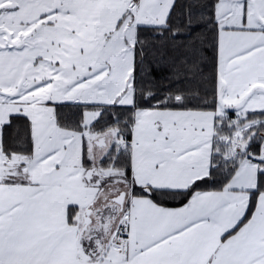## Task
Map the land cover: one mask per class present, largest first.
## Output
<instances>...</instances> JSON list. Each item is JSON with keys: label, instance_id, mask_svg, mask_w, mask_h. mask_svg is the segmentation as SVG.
Returning a JSON list of instances; mask_svg holds the SVG:
<instances>
[{"label": "snow or ice", "instance_id": "snow-or-ice-1", "mask_svg": "<svg viewBox=\"0 0 264 264\" xmlns=\"http://www.w3.org/2000/svg\"><path fill=\"white\" fill-rule=\"evenodd\" d=\"M0 264H264V0H0Z\"/></svg>", "mask_w": 264, "mask_h": 264}]
</instances>
